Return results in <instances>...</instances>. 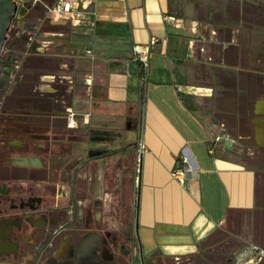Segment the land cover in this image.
Here are the masks:
<instances>
[{
	"label": "crops",
	"instance_id": "crops-1",
	"mask_svg": "<svg viewBox=\"0 0 264 264\" xmlns=\"http://www.w3.org/2000/svg\"><path fill=\"white\" fill-rule=\"evenodd\" d=\"M20 2L0 109L48 178L78 168L77 203L135 264H264V0H95L77 25Z\"/></svg>",
	"mask_w": 264,
	"mask_h": 264
},
{
	"label": "flooded vegetation",
	"instance_id": "flooded-vegetation-1",
	"mask_svg": "<svg viewBox=\"0 0 264 264\" xmlns=\"http://www.w3.org/2000/svg\"><path fill=\"white\" fill-rule=\"evenodd\" d=\"M18 24L19 18L10 32H17ZM15 49L7 41L0 55V100L9 72L20 68L12 58ZM18 122L4 121L0 109V264H135L123 242L115 237L107 241L104 225L91 223L83 196L77 203L78 168L67 169L69 173L57 180L62 186H57L45 166L34 160L42 145ZM93 206L100 210L102 204L95 201Z\"/></svg>",
	"mask_w": 264,
	"mask_h": 264
},
{
	"label": "built area",
	"instance_id": "built-area-1",
	"mask_svg": "<svg viewBox=\"0 0 264 264\" xmlns=\"http://www.w3.org/2000/svg\"><path fill=\"white\" fill-rule=\"evenodd\" d=\"M22 1V0H19ZM95 0H57L51 7H44L45 16L54 21L59 20H68L72 25L89 23V13L88 7ZM31 39L28 40V45L30 44ZM155 41H151L149 46L141 47L139 45H134L132 47V60L139 67L140 71H145L147 67V58L149 54L150 46L154 44ZM85 54L90 55V51H86ZM143 76L141 75V80ZM73 114L70 112L68 115V126L74 127ZM221 136L214 138V145L220 143ZM145 148L142 143L137 145V159L136 163L140 161V156L143 154ZM209 153H213V146L209 148ZM136 169V173H137ZM192 170L190 167L183 166L182 164H177L170 171L171 178L177 181L179 184L183 185L189 173ZM136 183V181H135ZM253 251L257 252L256 260L260 261L264 257V251H259L256 247L253 248ZM253 262V261H250Z\"/></svg>",
	"mask_w": 264,
	"mask_h": 264
},
{
	"label": "water",
	"instance_id": "water-1",
	"mask_svg": "<svg viewBox=\"0 0 264 264\" xmlns=\"http://www.w3.org/2000/svg\"><path fill=\"white\" fill-rule=\"evenodd\" d=\"M22 9L23 8L19 0H0V55L9 39L11 26L14 20L21 15ZM11 74L12 72H9V75ZM6 79H8V77H6ZM227 145H229V143H227ZM262 145L264 146V144ZM27 148L30 150L32 146L28 145Z\"/></svg>",
	"mask_w": 264,
	"mask_h": 264
},
{
	"label": "trees",
	"instance_id": "trees-1",
	"mask_svg": "<svg viewBox=\"0 0 264 264\" xmlns=\"http://www.w3.org/2000/svg\"><path fill=\"white\" fill-rule=\"evenodd\" d=\"M43 4H45L47 7H51L57 0H40ZM140 75L143 77L146 76V73L143 71H140Z\"/></svg>",
	"mask_w": 264,
	"mask_h": 264
}]
</instances>
